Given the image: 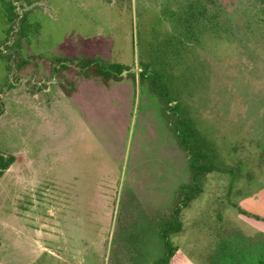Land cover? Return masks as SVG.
I'll return each instance as SVG.
<instances>
[{
  "label": "rangeland",
  "instance_id": "374dc122",
  "mask_svg": "<svg viewBox=\"0 0 264 264\" xmlns=\"http://www.w3.org/2000/svg\"><path fill=\"white\" fill-rule=\"evenodd\" d=\"M184 123L211 170L169 241L205 264L207 224L264 216V0H0V264L162 258L194 186Z\"/></svg>",
  "mask_w": 264,
  "mask_h": 264
},
{
  "label": "trees",
  "instance_id": "16d2710c",
  "mask_svg": "<svg viewBox=\"0 0 264 264\" xmlns=\"http://www.w3.org/2000/svg\"><path fill=\"white\" fill-rule=\"evenodd\" d=\"M19 17L17 15H11L10 21L15 22ZM126 69L123 65H115L113 70L106 68L103 64L96 62L84 65V70L88 75H93L95 77H102L105 82L111 80H121L123 78V74H125ZM147 71H142V74H146ZM171 102H168V109H170V113H173L175 106H171ZM183 129H175L178 138L180 140L181 146L186 150L189 160L191 163V168L193 171V192H191V196H187V192L185 189L182 192L181 200L177 204L175 211L173 212L172 221L166 226L165 229L162 230V239L164 240V246L166 248V253L162 258L154 261L153 264H171V259L174 256L177 248H175L169 241L168 231H172L174 233H178L182 229V224L180 222V215L182 209L187 207L188 204L195 199L196 196L201 192V186L198 182V178L202 175L206 174L211 170L209 166L206 165L208 159L210 158L209 154L202 150H199L200 142H204L199 135V133L187 123H184ZM188 139L194 140L193 144L188 143ZM15 157L11 156L9 158H5L0 155V178L4 175V173L11 167L14 163ZM119 251V250H118ZM120 264H129V261L126 259H121Z\"/></svg>",
  "mask_w": 264,
  "mask_h": 264
},
{
  "label": "crops",
  "instance_id": "0c3cea01",
  "mask_svg": "<svg viewBox=\"0 0 264 264\" xmlns=\"http://www.w3.org/2000/svg\"><path fill=\"white\" fill-rule=\"evenodd\" d=\"M71 189L72 187L69 186L68 191L65 194H63V201L68 205L73 204L71 201ZM261 195L262 194L260 193L258 198H254L255 204H258V201L260 200L259 197ZM241 206L242 208H245L249 212L250 210H252L246 208L242 204ZM188 207H185L182 210L183 211L181 213L182 215L184 213V210H188ZM250 215L251 216L244 218L245 219L244 223L254 229V234L251 236L242 235V234L239 237L232 236L231 234H225L223 230L219 231L220 233L219 236L213 233L216 231V227H218L217 224L215 226L207 224L208 226L207 230L209 231L210 234L206 238V243L214 245L213 242L217 241L216 244L218 245V247L221 248L220 250L217 249L216 254L213 253L212 256L210 257L207 255L205 264H264V216L259 215V212H256V215L253 214ZM180 222L182 224V229L177 234H180L183 231V227H184L183 219L182 221L180 220ZM221 224L222 223L219 222V227L223 228V225ZM195 247L196 245L194 244L193 250L195 249ZM206 249L211 251L210 248H206ZM153 263H147V264H153ZM171 264H201V263L198 261L197 256H189L186 253H184L182 250L177 248L174 256L171 259Z\"/></svg>",
  "mask_w": 264,
  "mask_h": 264
}]
</instances>
